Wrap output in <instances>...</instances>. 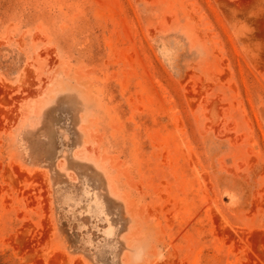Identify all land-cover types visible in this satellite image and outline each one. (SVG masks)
Segmentation results:
<instances>
[{
  "label": "rangeland",
  "instance_id": "rangeland-1",
  "mask_svg": "<svg viewBox=\"0 0 264 264\" xmlns=\"http://www.w3.org/2000/svg\"><path fill=\"white\" fill-rule=\"evenodd\" d=\"M0 264H264V0H0Z\"/></svg>",
  "mask_w": 264,
  "mask_h": 264
}]
</instances>
